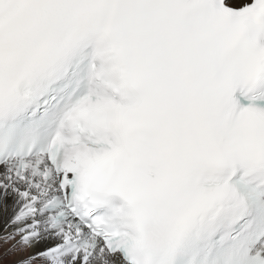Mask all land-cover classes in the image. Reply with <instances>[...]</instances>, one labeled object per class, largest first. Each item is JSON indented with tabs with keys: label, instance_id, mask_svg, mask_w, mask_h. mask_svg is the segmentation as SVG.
<instances>
[{
	"label": "snow or ice",
	"instance_id": "6c2138e0",
	"mask_svg": "<svg viewBox=\"0 0 264 264\" xmlns=\"http://www.w3.org/2000/svg\"><path fill=\"white\" fill-rule=\"evenodd\" d=\"M0 264H264V0H0Z\"/></svg>",
	"mask_w": 264,
	"mask_h": 264
}]
</instances>
